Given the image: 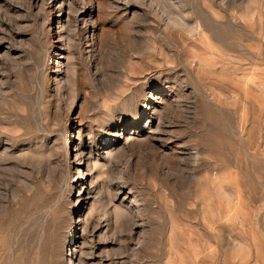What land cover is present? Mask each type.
Listing matches in <instances>:
<instances>
[{
    "label": "rangeland",
    "instance_id": "obj_1",
    "mask_svg": "<svg viewBox=\"0 0 264 264\" xmlns=\"http://www.w3.org/2000/svg\"><path fill=\"white\" fill-rule=\"evenodd\" d=\"M0 264H264V0H0Z\"/></svg>",
    "mask_w": 264,
    "mask_h": 264
},
{
    "label": "bare ground",
    "instance_id": "obj_2",
    "mask_svg": "<svg viewBox=\"0 0 264 264\" xmlns=\"http://www.w3.org/2000/svg\"><path fill=\"white\" fill-rule=\"evenodd\" d=\"M76 238V237H75Z\"/></svg>",
    "mask_w": 264,
    "mask_h": 264
}]
</instances>
